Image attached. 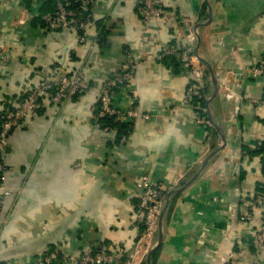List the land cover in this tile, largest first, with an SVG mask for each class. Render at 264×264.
Returning <instances> with one entry per match:
<instances>
[{
	"label": "crops",
	"instance_id": "1",
	"mask_svg": "<svg viewBox=\"0 0 264 264\" xmlns=\"http://www.w3.org/2000/svg\"><path fill=\"white\" fill-rule=\"evenodd\" d=\"M48 1L0 0V52L8 58L0 60V115L59 62L67 74L81 72L89 89L59 105L43 97L9 133L0 264H34L44 251L76 258L89 248L110 251L116 264H145L158 235L143 238L134 219L137 184L147 176L164 191L181 189L218 149L172 194L150 264H264V245L250 244L264 206L250 224L239 222L242 205L264 195V107L250 103L264 98V78L228 74L264 66V0H156L159 16L147 24L137 0H95L85 44L44 26ZM103 32L105 44L92 47ZM189 32H197V53L218 79V92L210 102L208 83L202 103L211 127L198 125L196 105L183 103L193 82L188 71L178 56L165 55L189 45ZM124 50L138 65L114 103L149 119L138 118L118 147L117 129L103 132L92 108L99 87L123 70ZM227 89L241 99L235 122Z\"/></svg>",
	"mask_w": 264,
	"mask_h": 264
},
{
	"label": "built area",
	"instance_id": "2",
	"mask_svg": "<svg viewBox=\"0 0 264 264\" xmlns=\"http://www.w3.org/2000/svg\"><path fill=\"white\" fill-rule=\"evenodd\" d=\"M140 4V18L144 24H147L152 18L159 16L158 2L156 0H137ZM54 12L45 13L40 16L41 21L48 30H61L65 33H75L79 44L88 42L86 32L92 22L91 9L95 0H53ZM187 44L181 48L171 46L165 51V55L178 56L179 63L184 70H187L193 82L186 88L183 103L187 105H196V123L198 125L212 126V121L208 117V109L200 106L198 103L207 100L206 87L209 83V77L204 66L197 60L194 54V44L196 36L194 32H189L185 38ZM92 47L105 44V33L96 37L91 43ZM180 44V43H179ZM124 67L120 73L111 76L98 89L97 104L92 108V114L96 120L111 119L113 122L129 124L124 134L118 140V147L124 146L132 132L134 122L141 118L146 121L148 115L140 114L134 107L122 110L114 103V98L120 90H126L131 84L138 62L131 54L124 50ZM0 60L7 62L5 52H0ZM234 80L240 78H264V66L250 65L244 67L240 72H229ZM89 85L85 82L81 72L67 74L59 62L54 71L49 74H42L39 83L29 89L18 103V106L11 112L4 115V120L0 124V217L5 205L8 192V169L5 165L6 149L8 146V135L16 129L31 113H33L38 103L43 97L59 105L78 93L87 91ZM225 98L227 102L233 103L230 122H235L236 114L239 111L240 97L226 90ZM207 102V101H206ZM254 106L264 107V98L260 100H250ZM115 129L111 126H104L102 131L111 133ZM140 192L139 201L134 210V219L142 228V237L152 239L157 232V224L160 212L167 199L168 191H164L160 186H151L147 176L137 184ZM264 206V195L255 196L250 202L242 205L239 214V222L250 224L256 214ZM141 237V238H142ZM254 247L259 248L264 245V215L260 229L250 239ZM150 247L152 246L149 245ZM116 264L117 258L110 251L94 250L89 248L77 256L66 257L56 251H44L36 254L34 264ZM131 262H127L130 264ZM224 264H234L227 261Z\"/></svg>",
	"mask_w": 264,
	"mask_h": 264
},
{
	"label": "water",
	"instance_id": "3",
	"mask_svg": "<svg viewBox=\"0 0 264 264\" xmlns=\"http://www.w3.org/2000/svg\"><path fill=\"white\" fill-rule=\"evenodd\" d=\"M208 9H209V13H210V6L208 5ZM210 22V18L207 22V24ZM201 25H205V24H199V27ZM195 36H196V41H197V45L194 47V54L197 58V60L204 66V68L206 69V71L208 72V77H209V84H211L212 88H213V95L211 96V98L209 99V101L211 102L212 99L214 98V96L216 95V93L218 92V79L217 77L215 76L210 64L208 62H206L205 60H203L197 53V48H198V45L200 43V39H199V36L197 34V32L195 33ZM220 149L212 152L211 154H209L207 156V158H205V160L201 163V168L197 170L196 174L189 180V182L181 189H173L171 190L168 195H167V199L165 201V204L160 212V216H159V219H158V229H157V235H158V240L156 241V243L154 244V246L147 252V255H146V258H145V264H150V260H151V257L152 255L155 253V251L157 250L160 242H161V239H162V218H163V214L166 210V208L168 207V204L170 202V199H171V196L172 194H174L175 192H178L182 189H184L185 187H187L188 184H190L197 176L198 174L200 173V171L204 168V166L206 165V163L208 162V160L217 152L219 151Z\"/></svg>",
	"mask_w": 264,
	"mask_h": 264
},
{
	"label": "trees",
	"instance_id": "4",
	"mask_svg": "<svg viewBox=\"0 0 264 264\" xmlns=\"http://www.w3.org/2000/svg\"><path fill=\"white\" fill-rule=\"evenodd\" d=\"M50 2H51V4H52V9L50 10V12L51 13H53L54 12V2H53V0H49ZM48 1V2H49ZM209 86H207L206 87V90H207V88H208ZM205 90V91H206ZM79 94V93H78ZM77 94V95H78ZM206 94H207V91H206ZM76 95V96H77ZM75 97V96H74ZM73 98V97H72ZM202 103H205V101L204 102H202ZM200 106L202 105V104H200V103H198ZM202 107V106H201ZM4 114H2V115H0V124L2 123V121L4 120ZM98 121V123L100 124V126H101V129H103V127L104 126H111L112 128H114L115 130L117 129V139H116V144H118V140H119V138H120V136L122 135V134H124V132L126 131V129H127V127H128V125L129 124H127V123H125V122H123V123H120V122H113L111 119H98L97 120ZM94 250H98V249H94Z\"/></svg>",
	"mask_w": 264,
	"mask_h": 264
}]
</instances>
